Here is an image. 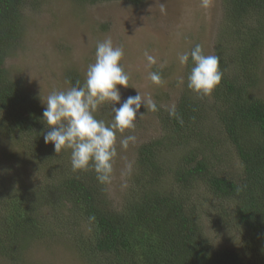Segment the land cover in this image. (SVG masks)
<instances>
[{"label": "trees", "instance_id": "obj_1", "mask_svg": "<svg viewBox=\"0 0 264 264\" xmlns=\"http://www.w3.org/2000/svg\"><path fill=\"white\" fill-rule=\"evenodd\" d=\"M73 1L136 7L145 0ZM33 2L0 0V140L25 146L18 161L34 164L24 188L19 169L10 176L0 165V255L15 262L29 242L60 234L85 264H264V100L251 93L261 76L264 0H221L213 49L220 85L207 96L181 94L175 115L156 104L159 135L133 151L135 175L116 206L91 165L73 171L70 149L53 156L40 91L6 67L20 45L23 8ZM64 74L83 85L76 69ZM97 111L96 119L112 123L104 104ZM222 148L237 164L228 176L212 172ZM5 157L11 161L12 150ZM14 179L17 188L9 186ZM221 229L233 230L237 244H216L211 236Z\"/></svg>", "mask_w": 264, "mask_h": 264}, {"label": "rangeland", "instance_id": "obj_2", "mask_svg": "<svg viewBox=\"0 0 264 264\" xmlns=\"http://www.w3.org/2000/svg\"><path fill=\"white\" fill-rule=\"evenodd\" d=\"M33 4L23 8V16L27 19L23 18L20 45L5 64L11 74L19 73L17 77L32 83L34 92L40 91L43 103L53 91H66L74 86L65 77L68 68L76 69V75L84 80L88 65L95 62L97 43L111 38L114 46L124 50L121 64L130 77L129 87L117 86L121 92V103L139 92L142 96H151L157 105L173 106L181 94L194 93L187 88L190 69L188 65L179 63L178 55L190 52L196 44L203 46L205 54L213 55L217 41L216 28L222 21L221 0H208L207 7L202 6V0H145L136 7L122 1L88 5L73 0H36ZM161 4L164 5L163 12ZM145 52L155 58V64L147 61ZM260 64V83L251 93L264 100V52ZM151 72L159 73L160 84L149 79ZM117 105L120 106L115 104L117 108ZM141 109L145 114L137 117L135 128L127 133L134 135L136 142L124 149L119 144L123 138L121 133L117 131L116 134L118 154L113 161L111 182L108 184V197L113 200L114 206L119 205L122 192L129 190L135 175L133 151L159 135L155 115L143 105ZM104 110L109 115L112 102L104 103ZM98 112L93 115L96 117ZM217 139L223 141L219 133ZM10 150L14 157L7 163L5 154ZM25 150V146L13 143L9 136L0 140V165L7 168L10 176L15 170H20L18 175L25 181L22 188L29 183V172L34 166L19 163L18 158L21 159V155L25 154L21 152ZM218 152L222 164L213 162L212 172L224 171L227 176L235 172L237 164L231 151L226 152V148H222ZM61 153L53 156L58 159ZM129 163L132 165L130 172L126 167ZM20 184L18 179H14L9 186L17 188ZM198 201L201 203V197ZM215 202L210 200V203ZM222 231L211 236L216 244H237L233 230ZM67 246L68 241L60 234L35 239L29 242L17 261L0 255V264H85L75 250Z\"/></svg>", "mask_w": 264, "mask_h": 264}, {"label": "clouds", "instance_id": "obj_3", "mask_svg": "<svg viewBox=\"0 0 264 264\" xmlns=\"http://www.w3.org/2000/svg\"><path fill=\"white\" fill-rule=\"evenodd\" d=\"M207 4L208 0H202V6L207 7ZM161 11H164L163 4ZM144 55L150 64L156 63L153 56L147 52ZM123 57V48L114 46L111 38L98 42L95 62L88 65L83 85L77 80L66 91H53L44 102L43 119L51 129L44 136L45 143H53L56 153L70 149L73 171L87 170L91 165L101 184L111 182L113 161L118 154L116 132L135 128L137 115H143L140 113L142 105L146 110L157 111L151 96H142L139 92L121 103V92L117 86L129 87L130 78L121 64ZM190 59L193 66L187 76V88L199 95H210L224 75L220 57L205 54L203 46L196 44L190 52L178 55L181 65H187ZM149 79L155 84L161 83L157 72L149 73ZM106 102H112L114 115L110 125L93 115ZM115 104L120 106L117 108ZM175 114L173 106L170 115ZM135 142L134 135H127L119 144L127 149L130 143ZM126 167L130 172L131 163Z\"/></svg>", "mask_w": 264, "mask_h": 264}]
</instances>
